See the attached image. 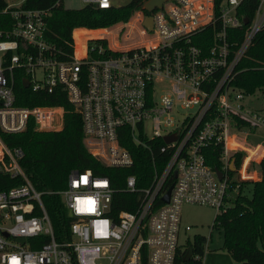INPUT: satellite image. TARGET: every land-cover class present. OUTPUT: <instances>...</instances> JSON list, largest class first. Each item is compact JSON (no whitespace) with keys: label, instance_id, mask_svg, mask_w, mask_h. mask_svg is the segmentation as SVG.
<instances>
[{"label":"built area","instance_id":"obj_1","mask_svg":"<svg viewBox=\"0 0 264 264\" xmlns=\"http://www.w3.org/2000/svg\"><path fill=\"white\" fill-rule=\"evenodd\" d=\"M25 1L6 0L3 10L13 24L0 30V132L21 133L29 123L38 132L64 125L63 106L16 103L19 70L32 91L66 94L80 114L85 146L105 166L134 165L123 145L128 138L146 149L159 147L168 157L160 169L152 150L153 176L146 187L137 186L136 175L127 177L124 191L139 193L134 211L111 212L116 189L107 176L71 170L66 188L54 192L71 218L70 238L57 241L42 193L21 167L22 149L0 136V175L19 182L0 189V264H177L185 250L183 205H208L217 216L233 205L244 181L240 169L251 166L256 173L252 164L243 166L246 153L232 141L264 125V116L246 104L250 95L235 85L242 59L264 29V0L252 18L239 13L244 0H165L152 11L143 2L128 19L100 28L101 35L79 46L74 38L79 28L73 29L70 51L46 35L49 9L29 8ZM80 1L82 7L115 9L110 0ZM147 16L152 28L145 25ZM242 26H247L243 39L231 41L229 31L237 37ZM175 106L186 110L180 123L166 117ZM218 150L220 169L210 162ZM43 235L47 240L38 243Z\"/></svg>","mask_w":264,"mask_h":264},{"label":"trees","instance_id":"obj_2","mask_svg":"<svg viewBox=\"0 0 264 264\" xmlns=\"http://www.w3.org/2000/svg\"><path fill=\"white\" fill-rule=\"evenodd\" d=\"M58 0H26L29 8L49 9L47 18L50 37L59 48L70 51L72 31L75 28L97 29L112 25L118 21L126 20L135 9L146 0H132L122 8L101 10L84 6L79 9H70L57 4ZM223 0H216L220 4ZM6 0H0V30L4 31L12 27L13 19L3 10ZM259 5V0H244L239 8V13L252 18ZM247 26L237 30V37L230 30L231 41L241 40L245 35ZM4 37V34L1 38ZM241 72L235 85L246 94L253 95L257 91L264 93V29L259 32L253 45L248 49L246 56L239 66ZM25 77L22 71H16L14 75V93L16 103L22 106L60 105L65 109L64 125L59 131L38 132L33 129L32 123L17 134H5L0 136L9 146H18L24 155L20 161L21 167L32 182L35 189L42 193L41 199L51 220L54 237L57 241L70 238L69 225L71 218L66 208L60 201L55 191L67 186V177L71 170L84 171L90 169L94 175L107 176L116 189L113 194L111 212L121 210L134 211L139 205V193L124 191L126 179L129 175L137 176V186L143 188L149 185L153 176V154L157 166L161 169L168 155L161 152L159 147L152 150L143 148L133 143L132 140H123L133 154L135 163L131 167H108L95 158L84 144L82 122L80 114L66 98V94L60 90L53 93L45 91H32L31 87H24L22 80ZM164 144L162 139L158 140ZM264 155V148L257 153L258 160ZM242 154L237 155V164L240 163ZM213 166L222 168L219 160V150L210 161ZM264 169V159L260 163ZM18 180H12L0 175V189L18 184ZM248 186L251 195L247 194ZM52 192V193H50ZM214 228L223 232V248L227 250L233 259L242 264H264V174L258 181H243L240 183L239 192L233 201V205L227 211L217 214L214 220ZM38 241L32 247L47 240L46 236L38 237ZM206 238L196 236L194 255L190 264H203L202 256L205 253ZM186 250H181L177 264H184Z\"/></svg>","mask_w":264,"mask_h":264},{"label":"rangeland","instance_id":"obj_3","mask_svg":"<svg viewBox=\"0 0 264 264\" xmlns=\"http://www.w3.org/2000/svg\"><path fill=\"white\" fill-rule=\"evenodd\" d=\"M132 0H110L111 5L114 8H122L130 3ZM62 4L66 8L79 9L82 7L80 0H62ZM135 11H133L134 13ZM132 13V14H133ZM104 28V27H103ZM102 28V29H103ZM98 29V30H97ZM81 30L80 34L75 36L76 44L79 46L84 43L86 37H95L101 35L103 32L100 28ZM83 30V31H82ZM40 72L37 76L40 77ZM246 104L249 107L256 108L264 116V93L257 91L255 94L250 95L246 99ZM186 110L181 106H175L173 111L166 117H170L176 123H180L184 119ZM147 130L149 135H153V128L151 123L147 124ZM47 132V131H46ZM238 138L232 141L234 147L244 151L243 154V166L252 164L256 168V173L262 175L258 178L256 173H253L251 166L245 170L242 167L238 174L239 178H243L244 181H258L263 178L264 169L260 165L264 159V155L258 160L257 153L260 149L264 148V125L258 126L252 129H245L243 132L238 133ZM231 169H235L236 160L233 158L231 161ZM259 170V171H258ZM258 171V172H257ZM250 187L248 186L247 194L251 195ZM216 217V210L208 205L197 204H184L182 207V229L180 234V244L186 249L190 244L195 243L196 236H203L206 238L205 253L202 256L203 264H242L241 262L233 259L231 254L223 248V232L220 229L214 228L213 223ZM186 225H191V230H186Z\"/></svg>","mask_w":264,"mask_h":264},{"label":"water","instance_id":"obj_4","mask_svg":"<svg viewBox=\"0 0 264 264\" xmlns=\"http://www.w3.org/2000/svg\"><path fill=\"white\" fill-rule=\"evenodd\" d=\"M164 2H165V0H147V1L144 2L143 7L147 11H152L156 7H162V5H163ZM248 20H249L248 18H245V22L246 23H248ZM145 25L148 28H152L153 19H152L151 16H147L146 17V19H145ZM22 84H23L24 87H28L29 86L28 79L27 78H24L22 80ZM165 140L167 142H169L171 140V137H166ZM217 172H218L219 177H222L223 176V173H222L221 170L217 169ZM172 188H173V185L170 186V188L168 189L167 193L163 197V200L165 202H169ZM18 241L21 244H23L25 242V238L24 237H20V238H18ZM193 257H194V247H193V245H189L188 248H187V250H186L185 256H184V264H190V261L192 260Z\"/></svg>","mask_w":264,"mask_h":264},{"label":"bare ground","instance_id":"obj_5","mask_svg":"<svg viewBox=\"0 0 264 264\" xmlns=\"http://www.w3.org/2000/svg\"><path fill=\"white\" fill-rule=\"evenodd\" d=\"M80 31H81V30L76 29V30L74 31L75 36H76V34L79 35V34L81 33ZM82 31H83V30H82Z\"/></svg>","mask_w":264,"mask_h":264},{"label":"crops","instance_id":"obj_6","mask_svg":"<svg viewBox=\"0 0 264 264\" xmlns=\"http://www.w3.org/2000/svg\"><path fill=\"white\" fill-rule=\"evenodd\" d=\"M80 29V28H79ZM88 30H91V29H88ZM259 171V170H258ZM257 171V172H258ZM258 178H261L262 177V175L260 174V173H258V176H257Z\"/></svg>","mask_w":264,"mask_h":264}]
</instances>
